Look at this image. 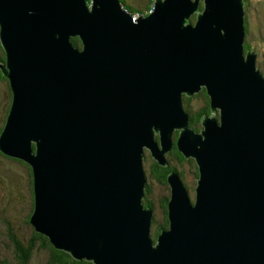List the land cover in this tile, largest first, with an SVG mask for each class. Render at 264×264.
<instances>
[{"label": "water", "instance_id": "1", "mask_svg": "<svg viewBox=\"0 0 264 264\" xmlns=\"http://www.w3.org/2000/svg\"><path fill=\"white\" fill-rule=\"evenodd\" d=\"M199 1L155 0L134 22L120 0H0L14 92L0 148L32 165L31 221L75 259L264 264V75L243 50L244 1ZM201 86L220 119L199 134L181 99ZM174 129L200 176L192 203L170 174V229L153 244L143 147L165 164Z\"/></svg>", "mask_w": 264, "mask_h": 264}, {"label": "trees", "instance_id": "2", "mask_svg": "<svg viewBox=\"0 0 264 264\" xmlns=\"http://www.w3.org/2000/svg\"><path fill=\"white\" fill-rule=\"evenodd\" d=\"M89 2L92 0H88ZM244 1V0H243ZM122 6L126 8L130 13H134L136 11L141 10L140 8H137L130 3L127 2V0H120ZM248 2V0H247ZM147 10L151 7V5L154 3V0H147ZM199 10L202 11L205 7L204 0L199 1ZM245 13V11H244ZM197 19V13H193V15L190 16L189 22L194 24ZM247 16L246 13L244 14V28L245 31L248 29V24L246 22ZM72 44L76 48H81V39L79 36H73L70 38ZM245 41V40H244ZM252 48L247 42L243 43V50L244 53L247 51H250ZM8 56L6 53L5 48L2 45L1 39H0V63L2 64H7ZM0 81H2L5 84L7 94H6V101L4 99L3 103L0 105L2 106V113H1V124H0V137L2 135V132L4 130V127L6 125V122L8 120V116L11 111V107L13 104V99H14V92L11 87V81L8 76H6L2 69L0 68ZM183 101L186 99L190 103V105H193L191 103L190 99H198L200 102L202 101L201 104L202 106V111H197V110H188V116H189V126L192 128L193 131H200L203 128V125L201 123L203 119V114L204 115H210L215 114V117L219 121L220 119V110L216 108V113H213L212 107H211V96L208 93L206 87L201 86V88L197 91L194 92L191 95L187 94H182ZM186 108V107H185ZM181 130L180 129H174L172 134H171V146L170 149H168L164 153V158L166 160L165 164L160 163L150 152V149L147 147H143V168L145 172V177H146V185L143 190L144 192V197L142 199V205L143 207L150 208L152 211V220H151V227H150V234L151 238L153 241V244H156L158 241V234L161 232L163 229H169L170 225V220L168 218V204L171 199V185L169 181L170 174L173 172L177 173L181 182L183 183L185 189L187 190L186 184L184 182V175L181 171H179L180 166L187 164L189 165L190 169L192 170L193 174L197 177V179L200 176V170L198 163L196 159L193 156L187 157L178 147V139L180 137ZM154 138L156 140V143L159 146L160 144V135L159 133L154 134ZM37 151V144L35 142H32V153L35 154ZM0 159L3 161V164L6 163V161H14L17 163H20L22 167L25 169L26 175H27V192L30 195V208L28 209L27 214L24 215L23 222L25 225H27L30 228L31 235L29 237H23L20 238L18 234L14 231L15 230V225L11 221V225L7 219L0 217V226L2 227V230H0V235L1 237H4L5 235V241L7 243L2 245H8L10 248V253H11V264H37L35 258H34V253L39 252V251H44L45 256H44V261L41 264H94V262L86 259H75L73 256L70 255V253L57 249L53 246V244L50 242V239L42 234L39 233L34 224L31 221L32 214L35 209V176H34V170L33 167L30 163L27 161L23 160L22 158L15 157L9 154H6L1 150L0 148ZM146 160H149L148 168L145 169L144 163ZM178 164L177 166H174V164ZM178 169V170H177ZM148 179L151 181H155L158 184L164 185L168 190L167 196H165L163 199H161V204L160 207L163 208V214L161 217L157 220L160 221V224H156L155 222V215L153 213V210L155 209L153 200L149 198L151 194V187L148 184ZM198 185V181L196 180L195 185H190L191 190L194 191V197L193 200L191 199L192 203L195 201V189L196 186ZM189 186V188H190ZM187 193L189 195V192L187 190ZM190 197V195H189ZM191 198V197H190ZM155 219V220H154ZM10 225V226H9ZM6 262V261H3Z\"/></svg>", "mask_w": 264, "mask_h": 264}, {"label": "rangeland", "instance_id": "3", "mask_svg": "<svg viewBox=\"0 0 264 264\" xmlns=\"http://www.w3.org/2000/svg\"><path fill=\"white\" fill-rule=\"evenodd\" d=\"M90 2V4H92V1ZM127 2L137 8H141V10L146 9L145 6L147 0H127ZM246 4V22L248 24V31L247 35L244 38V42H247L252 48L251 51L256 54V63L254 64V68L259 70L260 73L262 72V74L264 75V0H248ZM126 11L128 10L126 9ZM151 12L152 11H147V13L143 14V16H146ZM132 16L137 17L138 14H132ZM6 94L7 90L5 84L0 81V105L3 103L4 99L6 101ZM181 101L183 104V110L186 112L188 110H196L201 104L198 99L191 100V103H193V105H190V103L188 102V100L186 101V99H184L183 101V97ZM1 113L2 106L0 107V117ZM198 133L200 134L201 130L198 131ZM148 164L149 160H146L144 163L145 169L148 168ZM173 164L174 166L178 165L176 163ZM179 171H181L184 175V182L186 184L189 195L193 200L194 191L191 190V186L195 185L196 180L198 181L199 178L197 179V177L193 174L192 170L187 164L180 166ZM148 184L151 187V194L149 198L153 200L155 207L153 213L155 215V219H159L163 214V208L160 207L161 199H163L168 194V190L165 188L167 186L163 187L164 185L158 184L153 180L151 181L150 179H148ZM27 185V175L25 169L20 163L7 160L6 163L3 164V161L0 159V217L7 219L10 225L12 221L15 225L14 231L22 239L23 237H29L31 235L30 228L23 222L24 215L27 214L28 209L30 208V195L27 192ZM157 219L155 220L156 224H160V221ZM0 230H2L1 226ZM2 243H7L5 241V235L4 237H1L0 235V264H11L12 259L10 248L7 244L2 245ZM44 256V251L34 253V258L37 264L43 263Z\"/></svg>", "mask_w": 264, "mask_h": 264}, {"label": "flooded vegetation", "instance_id": "4", "mask_svg": "<svg viewBox=\"0 0 264 264\" xmlns=\"http://www.w3.org/2000/svg\"><path fill=\"white\" fill-rule=\"evenodd\" d=\"M246 2H247V0H244V11H245V13L247 14V4H246ZM141 9V8H140ZM244 13V14H245ZM247 31H248V29H247ZM247 31H245V36L247 35ZM193 99V98H192ZM192 99H190V100H192ZM200 102V101H199ZM201 103H202V101H201ZM203 104H200V106L196 109L197 111H202V106ZM204 115V114H203ZM215 115V114H214ZM171 164H172V162H171ZM173 165V164H172Z\"/></svg>", "mask_w": 264, "mask_h": 264}, {"label": "bare ground", "instance_id": "5", "mask_svg": "<svg viewBox=\"0 0 264 264\" xmlns=\"http://www.w3.org/2000/svg\"><path fill=\"white\" fill-rule=\"evenodd\" d=\"M90 3H91V2H88V0H86V4H87V6H89V7H90V6H91V4H90ZM147 15H148V14H147ZM131 17H132V21H134V22H135L136 18H138V17H139V15H138L137 17H134V16H132V15H131ZM136 22H137V21H136ZM196 22H197V19H196L195 23H196ZM195 23H194V24H195ZM183 25H186V23H183ZM213 25H214V24H213ZM215 110H216V109H215ZM213 113H216V111H214ZM213 115H214V114H213ZM153 128H154V126H152V128H151V129H152L153 131H155V129H153ZM143 156H144V155H143ZM142 159H143V158H142ZM165 162H166V160H165ZM142 164H143V163H142ZM169 229H170V228H169ZM169 229H168V230H169Z\"/></svg>", "mask_w": 264, "mask_h": 264}, {"label": "built area", "instance_id": "6", "mask_svg": "<svg viewBox=\"0 0 264 264\" xmlns=\"http://www.w3.org/2000/svg\"><path fill=\"white\" fill-rule=\"evenodd\" d=\"M152 5H153V6H152ZM152 5H151V7L148 9V11H153V9H154V3H153ZM146 10H147V7H146V9H145L144 11H136V12L131 13V14H138L139 17H142L143 14H146Z\"/></svg>", "mask_w": 264, "mask_h": 264}, {"label": "crops", "instance_id": "7", "mask_svg": "<svg viewBox=\"0 0 264 264\" xmlns=\"http://www.w3.org/2000/svg\"><path fill=\"white\" fill-rule=\"evenodd\" d=\"M145 7H147V3H146V6ZM141 11H144V9L143 10H141Z\"/></svg>", "mask_w": 264, "mask_h": 264}]
</instances>
